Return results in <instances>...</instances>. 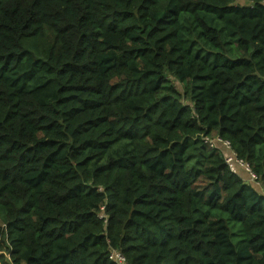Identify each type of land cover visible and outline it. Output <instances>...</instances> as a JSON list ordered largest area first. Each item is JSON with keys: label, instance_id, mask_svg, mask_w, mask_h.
<instances>
[{"label": "trees", "instance_id": "1", "mask_svg": "<svg viewBox=\"0 0 264 264\" xmlns=\"http://www.w3.org/2000/svg\"><path fill=\"white\" fill-rule=\"evenodd\" d=\"M111 249L264 264V0H0V264Z\"/></svg>", "mask_w": 264, "mask_h": 264}, {"label": "built area", "instance_id": "2", "mask_svg": "<svg viewBox=\"0 0 264 264\" xmlns=\"http://www.w3.org/2000/svg\"><path fill=\"white\" fill-rule=\"evenodd\" d=\"M202 139L210 147L220 149L223 152L225 163L232 172L236 174L244 172L247 174L249 182H253L255 185L260 186L256 174L252 172L246 161L237 156L228 139H224L220 136L210 137L208 135H202ZM108 258L116 264H128L124 254L116 249L110 250Z\"/></svg>", "mask_w": 264, "mask_h": 264}, {"label": "crops", "instance_id": "3", "mask_svg": "<svg viewBox=\"0 0 264 264\" xmlns=\"http://www.w3.org/2000/svg\"><path fill=\"white\" fill-rule=\"evenodd\" d=\"M241 175L244 176V179L248 180L247 174L245 175V173L241 172Z\"/></svg>", "mask_w": 264, "mask_h": 264}, {"label": "rangeland", "instance_id": "4", "mask_svg": "<svg viewBox=\"0 0 264 264\" xmlns=\"http://www.w3.org/2000/svg\"><path fill=\"white\" fill-rule=\"evenodd\" d=\"M238 2H240V3H243V1H238ZM178 86H180L179 84H177ZM246 175V174H245Z\"/></svg>", "mask_w": 264, "mask_h": 264}]
</instances>
